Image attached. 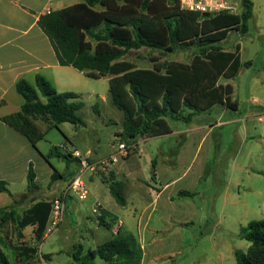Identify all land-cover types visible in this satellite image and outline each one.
<instances>
[{
    "label": "crops",
    "instance_id": "obj_1",
    "mask_svg": "<svg viewBox=\"0 0 264 264\" xmlns=\"http://www.w3.org/2000/svg\"><path fill=\"white\" fill-rule=\"evenodd\" d=\"M84 1L0 0V178L8 182L10 191L16 183L25 186L30 163L33 164L36 173L34 189H44L40 184L49 177L51 178L55 171L46 161L45 154L39 148V143L35 148L27 137L2 120L7 115L19 112L24 103L23 98L16 92V83L20 79H25L31 85H35L36 76L43 75L58 92H74L71 91L76 87L74 79L80 75L85 76L72 66L60 64L50 38L39 25L40 17L47 14V11H59ZM134 64L140 67L136 63ZM104 78L110 79L109 77ZM222 80H220V84H231L229 79ZM233 95L234 90L232 94L234 101ZM250 98L252 100L253 94ZM257 100L258 98L253 99V110L241 118L237 117L239 113H236L224 120L228 116L225 110L229 108L219 104L209 111L196 115L189 124L175 122L177 125L173 127L171 123L172 132L169 134L140 139V141L148 142L151 149V154L146 160L151 164V174L144 178L138 177L135 172L142 168V164L138 161L133 162V154L129 157L122 155L118 157L116 154H111L104 158V160L109 158L112 160L111 167L108 169L109 178L122 182L124 185L126 205L121 206L116 202L110 192L108 180H104L107 175L104 177L103 174L92 172L89 177L90 183L85 181L89 189L88 198L82 201L69 194L64 200L66 207L64 219L52 234L61 232L64 223L69 224L73 228L71 230H74L75 224H79L91 234V237L105 239L96 244L94 248L81 244L85 250L96 249L99 245L112 239L120 230L126 232L127 221L132 223V218L135 220L136 238L143 253L141 264H158L164 260L176 264L179 259L178 264H180L183 257L178 256L182 253L180 250L184 246L190 245L192 241L201 245L206 239L217 255L216 258L211 259L217 260V263L226 264L227 257L223 250L217 249L218 234L223 230L233 234L235 231H241L251 221L264 218V101L257 102ZM217 108L220 110L218 111L220 115L219 122L215 125L240 129L243 135L242 143L245 142L244 145L251 144L246 156L247 161L245 160V164H242L246 176L241 182L236 181V185H234L231 173L230 178L225 182L226 186L223 192L219 195L214 193L216 198L221 197L224 209H220L217 213L216 209H210L209 204L212 202L208 203L206 207L209 211H203L204 217L217 215L218 220L208 223V219L205 218L203 223L207 222L204 225L206 232H199L195 238V236H188L186 232L187 227L189 228L188 225H194L193 222L183 216L186 213L188 202L194 204L193 200L195 199L209 198L206 193H209L210 189L200 191L199 185L206 181L210 182L202 163L205 165L209 163L210 150L205 151L206 153L203 152L205 146H209L208 142L214 130L213 126L206 122V116L213 114ZM181 123L185 126L182 127ZM140 141L138 140L136 144L137 151H139ZM70 152L72 151L69 150L68 153ZM140 152L143 153L142 150ZM87 153L90 154V151ZM254 153L257 154L258 159L253 158ZM79 160H75L73 167L66 164V172H60L64 175L63 177L56 181L51 178L46 186L49 196L57 198L62 195L69 182L80 173L81 160L85 159L81 157ZM120 162H122V168L117 167ZM196 162H198L197 167ZM234 164L235 161H232L230 167L233 168ZM71 173H75V175L70 177ZM96 175L101 177L97 178ZM26 190L11 192L17 198L24 195ZM183 192L192 195L182 194ZM215 196L212 197L213 199L211 198L212 201ZM21 200L14 204L13 197L0 192V208L14 205L16 211L21 215L32 205L41 201L38 200L28 208H24V202H20ZM45 201L52 202V200ZM199 214L202 215L201 212ZM70 216L74 218L70 220ZM101 217L111 225L110 230L102 225ZM201 227L199 226V228ZM101 229H106L107 232L103 233ZM36 230V225H30L20 230L16 224L5 226L1 230L4 243L0 247L4 251L7 248L12 252L13 262L10 261L9 264H35L33 262L35 255L28 258L26 249L30 247L38 249L34 241ZM46 231L41 242L52 236V234L46 236ZM31 234L35 238L30 237ZM224 238L228 240L227 236H223L220 240L221 244L224 243ZM165 244L180 248L178 250L180 252H176V259L170 253L161 252ZM75 245L78 244L70 246L66 252L62 250L51 253H44L42 250H38V252H41L45 257L48 256L46 258L50 264H54V260L57 261L62 253L67 254V261L64 263L60 260L59 264H76L72 257ZM230 248L233 249L232 244ZM194 263L203 264L204 262L198 260Z\"/></svg>",
    "mask_w": 264,
    "mask_h": 264
},
{
    "label": "trees",
    "instance_id": "obj_2",
    "mask_svg": "<svg viewBox=\"0 0 264 264\" xmlns=\"http://www.w3.org/2000/svg\"><path fill=\"white\" fill-rule=\"evenodd\" d=\"M100 7V9H98ZM253 0H241L238 14L222 12L202 14L182 8L179 0H85L40 17L39 25L50 38L63 66H72L91 79L109 77L113 105L124 114L122 140L136 145L140 138L172 132L171 122L189 124L201 112L216 105L237 111L232 100L233 86L221 79L237 77L242 68L240 46L227 51L216 45L232 30L249 31L253 18ZM199 47L190 63L167 61L151 68L137 67L127 57L142 48L174 52L178 48ZM24 103L19 112L2 118L8 126L23 134L36 148L44 139L39 123L48 129L60 124L84 125L78 116L82 103L74 92H58L43 75L35 85L20 79L15 86ZM63 158L69 166L79 159L54 147L49 155ZM75 173L69 176L73 177ZM55 170L52 180L63 177ZM36 173L29 165L28 189L36 187ZM110 192L116 202L127 203L122 182L109 178ZM0 192L15 196L7 181L0 178ZM185 195L191 193L183 192ZM52 202L41 200L23 215L12 207L0 208V231L16 224L22 230L36 225V239L41 241L49 223ZM103 226L111 225L100 218ZM250 243L248 252L235 250V264H264V218L253 220L239 233ZM38 253L27 248V257ZM142 248L131 233L120 230L96 249L85 250L81 244L72 252L76 264H141ZM48 257V256H46ZM5 257L0 248V263Z\"/></svg>",
    "mask_w": 264,
    "mask_h": 264
},
{
    "label": "rangeland",
    "instance_id": "obj_3",
    "mask_svg": "<svg viewBox=\"0 0 264 264\" xmlns=\"http://www.w3.org/2000/svg\"><path fill=\"white\" fill-rule=\"evenodd\" d=\"M231 1L238 4L239 13L241 9V0ZM253 2L255 4L254 17L250 20L249 31L245 34H241L238 30H232L225 40L216 43L217 46L227 51H235L238 46H240L243 63V68L237 77L229 80H222L231 81L234 89L233 99L238 106L237 112L226 109L225 111L228 113V116H226L224 120L229 119L231 115L236 113H239V116L237 117L241 118L247 112L253 110L252 101L254 98H258L257 102L259 100L264 101V0H253ZM98 9H100V7H98ZM199 50L200 49L197 46L178 48V50L174 52L142 48L140 50L131 51L127 58L142 68H151L156 64L160 65L167 61L190 63ZM74 82L76 87L75 89H71V91H74L79 95L78 101L83 105L77 114L84 122V125L75 126L70 123H63L60 124L58 128L48 129V124L41 122L40 127L42 132L45 133V137L39 142L40 150L45 155H49L54 147H57L61 153H68L69 150H78L83 159L89 164H94V173L103 174L104 177L107 175L104 180H109L108 169L111 167L112 162L110 158L105 160L104 158H107L111 154H116L118 157L121 155L123 157H129L133 154V162L135 163L138 161L142 164V168L135 171L137 176L144 178V176L150 175L151 164L146 162L151 154L148 142L140 141V139H143L140 138L138 144L139 151H137L136 145L128 144L119 136L123 131L124 114L112 103L109 80L107 78L91 79L80 75V77L74 79ZM252 94L253 98L251 100L250 96ZM218 111H220L219 108H217L210 116H206V122L210 123L214 130L208 142L209 146L206 145L203 152L206 153L210 150V157L208 159L209 163L207 165L202 163V167L204 166V170L207 172L206 176L209 178L210 182H203L202 185H199V190L210 189V192L206 193V196L209 198L205 200L195 199L193 200L195 205L188 202L186 213L183 216L194 224L188 225L189 228L187 227L186 230L190 237L195 236L196 238L199 235V232H206L204 225H206L207 222L203 223L205 218L208 219V223H213L215 220H218L217 215H208L207 217H204L203 211H209L206 206L210 202H212L209 204L210 209H216L217 213H219L220 209H224L221 197L216 198L214 193L219 195L223 192L226 186L225 182L228 181L231 173L234 179V185H236V181L241 182L246 176L242 164H245L247 152L251 144L246 143V145H244L245 142L242 143L243 135L240 129L238 130V128L229 126L220 127L215 125L219 122L218 118L220 114ZM175 122L178 121L171 122L173 127L177 125ZM180 125L182 127L185 126L182 123ZM120 144H125L126 146V151L124 153H121L119 149ZM141 150L143 153L140 152ZM88 151H90V154L87 153ZM236 154H238L237 157ZM253 158L258 159L256 153L253 154ZM103 161L107 162L103 163ZM232 161H235L233 168L230 167ZM47 162L53 170L62 173L66 172V161L63 158L49 156V161ZM195 164L197 167L198 162ZM70 167H73V164H71ZM117 167L122 168V162H120ZM91 173L92 172L88 171L83 176V180L87 183H90L89 177ZM96 177L100 178L101 176L96 175ZM50 181L51 178L49 177L46 181L40 184L44 189L32 188L30 190H26L28 187L27 181L25 182L24 187L21 183H16L11 187V191L24 192L22 190H26L24 195L17 198L15 197L17 201L16 203L23 198L20 202H24V208H28L38 200L53 201L56 198L49 196V192L46 190V186ZM214 196L215 199L212 201L211 198ZM199 210L203 216L199 214ZM73 218V216H70L69 219L71 220ZM131 222L132 223L129 221L128 223L127 221L126 230L128 233H131L136 237L135 220L131 218ZM199 226L202 227L199 228ZM71 229L73 228H71L69 224L64 223L61 227V232L52 234V236L46 241H38L32 234L30 237L32 236V238H35L34 241L37 245L36 247L44 253L56 252L58 250L66 252L70 246L74 244H83L86 247L90 246L94 248L96 244L105 240L101 237L100 239L98 237H91V234L85 231L83 226L80 227L79 224H75L74 230ZM101 231L103 233L107 232L106 229H101ZM240 232L241 231H235L231 234L230 232L226 233L223 230L218 234V247H216L217 249L223 250L227 257L226 264H235V250L247 252L249 249V242L239 237ZM0 233V245H3V232L0 231ZM223 236H227L228 240L224 238V243L221 244L222 241L220 240ZM206 240L203 241L201 245L192 241L190 245L184 246L180 250L182 253L178 256L181 258L183 257L180 264H195L194 262L198 260L203 261V264H220L219 262L217 263V260L211 259L216 258L217 255L215 254L212 245H210V242ZM226 241L227 244H225ZM231 244L233 246L232 250L230 248ZM179 249V247H170L165 244L164 249L161 252L170 253L171 256L175 258V256H177L176 252H180L178 251ZM1 250L5 257V261L0 264H9L10 261L13 262L11 255L12 252L7 248V252L2 248ZM38 256V254L34 256L35 258L33 262L35 264ZM67 257L66 253H62L57 261H54L56 264H59L58 261L60 260L65 263ZM97 261V263H101L100 259ZM179 261L180 259L177 260L176 264H178ZM170 262L171 261L169 260H164L158 262V264H171Z\"/></svg>",
    "mask_w": 264,
    "mask_h": 264
},
{
    "label": "built area",
    "instance_id": "obj_4",
    "mask_svg": "<svg viewBox=\"0 0 264 264\" xmlns=\"http://www.w3.org/2000/svg\"><path fill=\"white\" fill-rule=\"evenodd\" d=\"M179 2L183 9L199 12L202 14H218L222 12L238 14L239 10L238 4L232 2L231 0H179ZM50 13V11H47V14ZM119 149L121 153H124L126 151L125 144H120ZM70 154L77 159L82 157L78 151H72ZM106 162L107 161H103V163ZM81 163L82 168L80 173L69 182L62 195L52 201V209L46 236H50L52 233H54L60 223L63 221L66 212L64 200L69 194L82 201L88 198L89 189L83 180V176L87 171L93 172L95 170V166L94 164H89L86 160H81ZM37 254L39 256L36 264H50L45 255H43L41 252H38Z\"/></svg>",
    "mask_w": 264,
    "mask_h": 264
}]
</instances>
